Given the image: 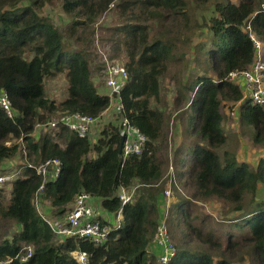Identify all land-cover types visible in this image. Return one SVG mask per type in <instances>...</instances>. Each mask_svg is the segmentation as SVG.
Wrapping results in <instances>:
<instances>
[{
	"label": "trees",
	"instance_id": "obj_1",
	"mask_svg": "<svg viewBox=\"0 0 264 264\" xmlns=\"http://www.w3.org/2000/svg\"><path fill=\"white\" fill-rule=\"evenodd\" d=\"M53 1L0 0V88L7 91L16 112L9 118L0 108V163L16 155L21 146L31 165L58 158L62 162L59 176L43 183L40 197L43 205L50 206L49 212L63 214L75 195L85 191L99 200L102 212L119 213L120 223L115 227L105 220L110 230L100 245L86 237L56 238L32 202L42 176L33 167L22 166L8 191L0 187V219L19 228L0 241V261L79 264L71 252L81 250L89 264H155L150 238L162 212V205L156 202L162 190L151 185L162 176L155 143L165 120L153 102L159 98V80L168 63L180 57L179 44L169 33L171 27L180 26L186 33L206 24L207 41L197 46L205 52H199L196 59L209 67L216 81L204 74L191 84H182L185 93L192 94L185 115V131L192 142L185 152L181 146L177 149L175 174L190 190L192 200L216 198L228 208L224 214L240 211L235 217L224 215L223 221H231L229 225L239 217L245 219L225 230L220 241L211 233H204V237L190 221L191 200L179 198L174 206L178 210L169 213L174 219L179 215L177 224L187 229L185 234L193 233L200 250L195 251L183 240L171 264H235L246 258L250 264H264V198L255 199L259 185L264 187V157L252 167L237 162L226 150L220 154L229 140L220 108L229 103L239 104V122L251 127L253 143L264 145V107L251 104L237 82L228 78L231 71L246 69L255 59L250 30L264 46V0H194L199 6L210 7L208 18L187 16L191 0H58L70 17L72 37L82 45L84 34L93 33L94 21L110 4L120 10L121 24L112 27L110 36L114 50L126 55L123 65L128 77L120 91L124 115L147 136L143 152L126 158L122 157L117 116V122L104 124L96 137L91 134L94 127L85 137L66 127L36 133L37 123L63 112L100 117L109 106V96L98 91L92 78L86 47L66 48L59 29L38 13ZM61 73L66 80V96L55 101L46 95L44 80ZM185 93L176 98V104L187 102ZM11 139L14 141L7 145ZM18 139L21 142H16ZM179 168L182 170L177 172ZM136 182L141 185L135 189L136 197L122 203L120 189ZM246 193L251 200L244 209ZM234 228L240 237L231 234ZM24 245L32 247V254L22 261Z\"/></svg>",
	"mask_w": 264,
	"mask_h": 264
},
{
	"label": "rangeland",
	"instance_id": "obj_2",
	"mask_svg": "<svg viewBox=\"0 0 264 264\" xmlns=\"http://www.w3.org/2000/svg\"><path fill=\"white\" fill-rule=\"evenodd\" d=\"M191 2L192 5L191 7L189 6L190 8L186 12L187 16H192V14L195 16L204 15L208 18L207 10H210L209 6H199V4L194 0H191ZM38 13L43 17L51 20L53 24L59 29V31L66 39V48H68L69 50H76L86 47L85 49L89 55L91 75L94 83L98 91L109 96V91L105 89L104 64L100 58V55H102L101 52L107 53L110 60L115 61L116 63L121 65H123L126 60L124 51L114 50L115 45L110 36V30L112 29V27L119 26L121 24L119 16L120 10L113 8L112 4H110L109 9H107L94 21L92 25L93 33L90 32V35L87 33L84 34V45L77 43L72 37L70 33V17L61 10L60 2L58 0L45 4L41 7ZM169 33L174 38L175 42L179 44L180 57L168 63L165 72L162 74L159 80V98L157 99V101L153 102L154 105H157L159 110L162 111L165 123L162 135L155 143L156 156L163 166L162 176L151 186L158 188L160 191L162 190L161 196L160 192L157 194L160 197V201L157 200L156 202H159L162 205V212L159 213L160 216L157 219V223L159 222L162 213H166V220L162 219L161 221L164 222L165 226H168V233L170 239L175 245L176 251H179V247L182 244L183 240L189 241V244L194 248V250L199 251V245L196 241H194L193 233L190 232L185 234L187 229L185 227H182V225L177 224L180 223L178 222L179 215H176L174 219L169 213L170 210L171 213L172 211L178 210L174 206L176 204L175 202L179 201V198L191 200V206L188 209V211H191L190 221L194 225H196L200 231L203 232V235L204 233H211L213 234V237L218 241L222 239L225 230H230L234 227L232 226L233 223L240 224L241 221H244L245 218L239 217L240 219L233 220L232 225H229L231 224V221H223L225 217L224 215H226L224 214V211H226L228 208L223 207V204L218 199L209 198L204 201L192 200L190 198V190L183 187L182 184L178 182V176L177 174H175L176 158L178 157L177 149L181 146L183 152H185L188 148L187 146L192 142V136L187 134L185 131L187 126L185 115L189 111L188 106L192 98V94L185 93L182 84H191L193 80H195L199 76H203L204 74H208L209 76L213 77L214 81L216 80L209 67H206L201 63L199 64L198 60L196 59V56L199 52H205V49L201 50V47L197 48V46L199 44H205V42L207 41L206 37L208 36V34L206 24H202V26H198L196 29L186 33H183L180 26H172ZM183 40L185 41L183 42ZM263 49L264 46L262 43V50ZM234 81L237 82V80ZM240 83L242 85L244 83V80L241 79ZM44 85L48 98L54 99L55 101H61L66 96L67 85L64 73L58 74V76L54 78H46L44 80ZM184 93L185 101L187 102L185 103L182 100L180 101V103L176 104V98L182 96V94ZM188 95L189 97L187 99ZM243 96L244 98H246L244 93ZM178 107H183V109L180 111ZM112 110V108H108L107 110L103 111L100 116L101 119L99 123H96L94 125V128L92 129V137H96L100 128L107 122H117L116 115L112 112ZM178 111L180 112L177 114ZM239 112L240 110L238 103H229L220 108L222 126L224 127V130L229 137V140L227 141L224 149L220 152V154L222 155L223 151L226 150L227 152H230L235 156L237 162L245 163L249 166L255 167L259 160L264 157V145H257L253 143V141L251 140V127H243L240 124ZM55 117L56 116H53L51 117V119ZM48 131L50 130L37 129L36 133L43 134L44 132ZM13 141L14 139L10 140V142ZM24 157L25 155L17 153L13 157L1 162L0 172H16L14 174V180L21 171V168L24 164L23 161L25 160ZM179 170L181 171L182 169L179 168L177 172H179ZM10 182L11 181L7 182V185L2 186L6 187L7 191L9 187L8 184ZM134 185H136V188L141 187V185L137 182ZM166 191L170 193L168 197H165L164 195ZM135 197L136 193L134 192L132 198ZM258 198H264V187L262 185H259V190L255 193V199ZM250 200V194L246 193L243 202L245 206L244 209L247 208ZM43 201L44 200H41L42 207H44ZM92 202L97 208H99L103 217L111 219L112 222H117L118 219L116 213L108 214L106 212H102L99 203H95V199H93ZM239 212L240 211L231 212L226 216L228 218L233 216L235 217L237 216V214H239ZM250 225H252V223ZM18 229L19 228L17 224L0 219V241L6 237H10ZM231 234L235 237L241 236V233L238 232V228H234ZM154 258L155 264H157L156 256H154ZM235 264H250V262L249 259L246 258V260L237 261Z\"/></svg>",
	"mask_w": 264,
	"mask_h": 264
},
{
	"label": "built area",
	"instance_id": "obj_3",
	"mask_svg": "<svg viewBox=\"0 0 264 264\" xmlns=\"http://www.w3.org/2000/svg\"><path fill=\"white\" fill-rule=\"evenodd\" d=\"M264 10V4L262 5ZM250 36L256 46L255 59L246 69L240 71H231L228 74L230 80H237V84L241 87L244 95L248 98L251 104L264 107V58L262 50V42L256 38L250 30ZM100 58L104 64L105 72V89L109 91V106L112 112L118 118L119 131L123 138L121 152L122 157L134 154L140 155L147 141V136L124 115V105L121 99L120 91L127 81L128 73L124 65L118 64L109 59L107 53L101 52ZM244 83L241 85L240 80ZM0 108L6 113L9 118L16 116V112L12 106L9 95L6 90L0 88ZM107 108V109H108ZM106 109V110H107ZM100 117H93L79 112H63L61 115L48 120L47 122L37 123V129L55 130L59 127H66L75 132L79 137H85L100 121ZM39 127V128H38ZM21 142V139L16 140ZM10 140L6 142L10 145ZM23 147L18 150V153L25 155L23 166L33 167L37 174L42 176L43 182L39 186L33 197V204L36 210L40 213L41 218L51 229L52 233L58 239L66 237H86L94 244L100 245L106 242L110 226L107 225L105 219L92 200L93 197L81 191L77 193L69 205L68 209L61 215H52L50 212H45L41 204V194L43 193L44 182L50 179H56L61 171L62 162L58 158H50L41 162L38 165H31L26 160V153ZM16 172H0V187L7 185V182L12 181ZM11 183V182H10ZM10 183L8 189H10ZM136 185L129 188H121L118 194L122 203L132 200ZM169 192L164 193L165 197L169 196ZM166 220V213H162L159 222L156 224L152 233L150 244L157 249L156 262L157 264H170L176 248L168 233V226L164 225L161 220ZM25 254L20 259L26 260L32 254V247L24 245ZM73 259L79 264H89L87 254L81 250L71 252ZM0 264H7L6 261H0Z\"/></svg>",
	"mask_w": 264,
	"mask_h": 264
},
{
	"label": "clouds",
	"instance_id": "obj_4",
	"mask_svg": "<svg viewBox=\"0 0 264 264\" xmlns=\"http://www.w3.org/2000/svg\"><path fill=\"white\" fill-rule=\"evenodd\" d=\"M161 211H162V209H161ZM116 215H117V219H118L117 222H114V221L112 222V221H111V223H113L115 227H118V226H119V223H120V215H119V213H116ZM105 220H106V219H105ZM150 239H151V238H150ZM151 246H152V245H151ZM152 248H153V247H152ZM153 251H154V254H155V256H156L157 249L153 248ZM175 256H176V253H175L174 257H175ZM174 257H173L171 263L173 262ZM171 263H170V264H171Z\"/></svg>",
	"mask_w": 264,
	"mask_h": 264
},
{
	"label": "crops",
	"instance_id": "obj_5",
	"mask_svg": "<svg viewBox=\"0 0 264 264\" xmlns=\"http://www.w3.org/2000/svg\"><path fill=\"white\" fill-rule=\"evenodd\" d=\"M101 88V87H100ZM105 88V87H104ZM99 123V122H98ZM96 202L95 203H99V200H95ZM94 204V203H93ZM44 209L47 211V212H49V210H50V206L48 205V203H45L44 204ZM103 217V216H102ZM104 219H106L107 221H112L111 219H107L106 217H103Z\"/></svg>",
	"mask_w": 264,
	"mask_h": 264
},
{
	"label": "water",
	"instance_id": "obj_6",
	"mask_svg": "<svg viewBox=\"0 0 264 264\" xmlns=\"http://www.w3.org/2000/svg\"><path fill=\"white\" fill-rule=\"evenodd\" d=\"M122 141H123V138H122Z\"/></svg>",
	"mask_w": 264,
	"mask_h": 264
}]
</instances>
